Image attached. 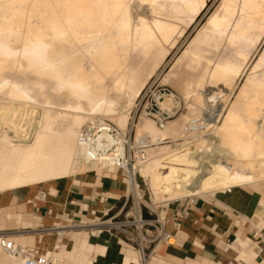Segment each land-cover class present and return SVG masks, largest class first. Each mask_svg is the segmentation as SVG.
I'll return each mask as SVG.
<instances>
[{"label":"bare ground","instance_id":"bare-ground-1","mask_svg":"<svg viewBox=\"0 0 264 264\" xmlns=\"http://www.w3.org/2000/svg\"><path fill=\"white\" fill-rule=\"evenodd\" d=\"M207 1L0 0V91L9 87L7 94L17 99L46 98L51 92L67 99L61 105L46 100L44 109L33 110L36 116L31 125L24 122L27 111H22L25 113L20 117L16 110L0 106L8 113L3 125L6 130L0 127V192L110 167L106 162L98 165L85 161L77 142L80 128L90 120L105 121V117L114 118L119 128H126L130 109L146 82L194 24ZM142 5H148L143 11L151 21L140 16L142 12L137 13ZM164 10L172 12L182 25L161 19ZM263 38L264 0H222L182 56H191V61L198 63L204 59V45L217 46L225 39L231 47L238 48L234 55L237 58L213 63L203 77L217 82L235 80ZM158 50L159 57L154 55ZM11 75L24 79L23 83L9 81ZM244 82L218 126L229 149L216 148L217 155L203 158L186 148L182 153L167 146L153 148L148 161L126 177L128 191L137 188L136 173L149 182L158 203L264 181V125L260 124L262 132L257 126L259 121L264 122V48ZM127 94L130 97L126 110L119 111L114 96ZM214 98L206 97L205 101ZM166 100L173 103L171 97L163 103ZM100 114L104 118L94 116ZM138 130L150 139L155 135L146 124ZM205 137L195 140L216 144V134L207 140ZM224 158L235 164H226ZM196 166L199 173L194 171ZM59 228L53 249H61L64 244L65 227ZM0 251L6 256L1 248Z\"/></svg>","mask_w":264,"mask_h":264},{"label":"crops","instance_id":"crops-1","mask_svg":"<svg viewBox=\"0 0 264 264\" xmlns=\"http://www.w3.org/2000/svg\"><path fill=\"white\" fill-rule=\"evenodd\" d=\"M102 169L0 192V231L37 225L32 236L12 234L11 239L48 252L56 244V228L65 227L60 252L73 264H95L89 260L91 253L101 256L98 264L137 263L136 256L109 253L117 243L95 246L91 238L83 240L75 232L86 227L82 223L113 216L126 207L125 175ZM165 220L175 244L158 245L149 264H264V241L255 236L264 227V181L175 200Z\"/></svg>","mask_w":264,"mask_h":264},{"label":"rangeland","instance_id":"rangeland-1","mask_svg":"<svg viewBox=\"0 0 264 264\" xmlns=\"http://www.w3.org/2000/svg\"><path fill=\"white\" fill-rule=\"evenodd\" d=\"M221 1L222 0L207 1L206 7L197 17L194 24L189 29H187L185 35H183L181 38L177 40V44L175 48L172 49L169 55L167 56V58L164 61H162L161 65L154 72L153 77L146 82V85L141 95L139 96L138 99L135 100L133 106L130 109V115H129L127 127L122 128V130L130 132L132 128L133 138L134 136L139 137L142 135L144 136L146 135L138 130V127L140 125L146 124L152 130H154L155 135H152L151 137L154 143L148 149L149 151H147L148 158L151 156V152H150L151 149L157 148L156 150H159L160 148L166 146L171 151H175L176 153H182L184 152L183 150H185L186 148L188 149L189 152L200 154L201 157L203 156V158L205 157L213 158L214 155H217L219 153L218 149L220 150L229 149L228 145L223 141L221 135L218 133V126H220L223 123L224 118L226 117L230 107L236 101L241 91V88L244 85L245 83L244 81H246L247 76L250 74L253 67L256 65L257 61L259 60L264 48V38L262 40V43L257 47V49L251 52L248 60L245 62L243 66L242 69L243 73L235 80L217 82V81H210L208 78L203 77L205 71L210 70V68H212L219 61L222 62L226 58L236 57L234 55H236L238 48L231 47V45H229V43L225 39L218 42L219 46L214 45L209 47V45H204L202 47L203 50L202 56L204 57V59H202L198 63L192 62L190 59L191 56L185 58H183L182 56L190 40L207 23L209 17L218 9ZM147 7L148 5L140 6V8H138L137 13L140 14L142 12L140 16H144L145 18H147L148 21H151V16L144 14L146 12L143 11ZM171 13L172 12H169L168 10H164L162 11V15H160L159 17L172 24L182 25L180 21L173 18L172 15L174 14ZM154 53H155L154 55H157L158 57L160 56L159 54H161L159 50L155 51ZM154 63H159V61H155ZM155 65H153L152 68L148 69V71L143 76L142 81L147 79L150 71L154 69ZM259 74H262V72H260ZM8 80L12 82L18 81L20 83H23L24 81V79L13 75L9 76ZM152 85H154L155 87H162L169 89L174 95L180 97L183 105V109L181 110V112L177 115V117L172 119V121L167 125V128L163 130L158 129V127L151 119L140 116V113L138 111L146 103V98L144 99V95ZM8 90L9 87H6L2 91H0V106L3 105L4 107H10L11 109L16 110L17 112H19L18 114L19 116L27 111L26 117L24 116V118L26 119L24 122L28 125L32 124L33 122L32 118L36 116V113L34 114V112L36 111L39 112L40 111L39 109H44V104L46 100H49L50 102L59 105L65 104L67 102L65 96L59 97L57 96L56 93H52V92L48 93L46 98H42L39 96L40 98L37 97L36 100L17 99L9 96L7 94ZM213 95L215 96L213 101L211 102L205 101L206 97L208 98ZM124 96H114L116 99L115 100L116 108L119 111L126 110L125 106L127 100H129L128 97L130 96L128 94ZM173 106L174 103H172L171 101L169 103L167 102V100L165 103L161 104V107L163 109H168V110H171ZM6 114H8L6 110L3 111L0 110V121L2 124L0 125L1 128L3 125L6 126V117H7ZM9 116L10 115H8V117ZM30 116L31 119H29ZM94 116L96 118H104L102 114L94 115ZM192 118H206L207 120L212 121L210 124L213 125V128L209 132L208 134L209 136L206 135L204 139L205 140L210 139V136L212 134H216L217 141L215 145L209 143V141L200 142L201 139L190 140L183 138L182 132L184 126ZM104 119L105 121L112 123L113 125L118 127L114 118L111 117L110 119V117H105ZM174 121L176 122V124L172 125V122ZM260 124L263 126L264 122L259 121L257 126H259ZM261 125L259 126L260 132L262 131L264 132V130L261 131L260 128ZM4 126H3L4 129L2 128V130L5 131L6 127ZM262 134L264 135V133ZM217 159H220V157ZM228 159L229 158L227 159L224 158V162L226 164L233 166L235 163L231 159H230L231 161H227ZM237 168L238 167L236 166V169ZM194 169L193 170L197 171V173L200 172V168H198L197 166L194 167ZM96 171L98 173H101V170H99V168H96ZM78 173H83V172H78ZM126 183L128 184L127 179H126ZM127 184H126V190L128 191ZM136 184H137V188L136 190H134L136 192L129 191L131 196L127 199L126 207L121 213H116L113 216H107L102 219H98L96 221L82 223L81 225L86 227H80L79 229H76L77 231L75 230L76 233L77 232L80 233L81 239L85 240L86 237H89L92 239L93 244L95 246H99L103 244L112 245L111 242L117 243V245H112L114 247L110 249L109 253H113L117 255L120 254L121 256H125V255L136 256L137 260L139 261L140 256L138 253V249L131 235V234L139 233V229L135 226H130V225L119 226L118 223L120 221H124L127 215H129V217H136V218H138L141 215L143 219L152 218L157 221H160L161 223H166L165 220L166 210L168 206L175 201H166V202L162 201L161 203L156 202L155 195L150 189L149 182L144 178L140 177L139 173L136 174ZM226 190L227 189L224 190L220 189L215 193L213 192L206 193V195H214L216 193H220ZM204 195L205 193L195 197L204 196ZM145 216H147L148 218H146ZM113 217H117V218L113 219ZM36 227L37 225L29 229L24 228L20 230H10L8 232L16 236H20V235L32 236L34 233H36V231H34ZM48 232L51 231H47L46 233ZM143 232L144 234H146L145 230H143ZM18 243L21 244L23 247H33V246L38 247L37 245L34 244H24L20 240L18 241ZM66 249L69 250L67 247ZM63 255L66 258V255L65 254ZM88 257L89 260L95 264H98L100 259H102L101 256L95 253L89 254ZM66 260L68 264H73V261L71 259L66 258ZM0 262H1L0 264H19L17 261H15V259L11 260L7 256L2 255L1 251H0ZM134 264H139V262Z\"/></svg>","mask_w":264,"mask_h":264},{"label":"built area","instance_id":"built-area-1","mask_svg":"<svg viewBox=\"0 0 264 264\" xmlns=\"http://www.w3.org/2000/svg\"><path fill=\"white\" fill-rule=\"evenodd\" d=\"M169 97L172 98L174 106L171 110L163 109L161 104ZM145 98L146 103L138 110L140 116L151 119L161 130L165 129L168 123L177 117L183 109L180 97L174 95L167 88L152 85L145 93ZM209 122L206 118L190 119L184 126L183 138L191 140L198 136L208 135L213 128ZM77 142L83 150V156L87 163L102 165L106 162L110 166L105 168L106 170H120L125 177H130L136 168L148 161L147 151L153 145L152 140L146 135L138 140L135 136L133 138L132 128L130 132H127L112 123L99 120L88 121L80 129ZM130 196V192L127 191L126 199ZM41 198L45 199L46 194L42 193ZM115 218L117 217H113V219ZM118 225H130L139 229V233L131 234L140 256L139 264H148L158 245L173 246L175 244V235L166 230V223L155 219H143L141 215L138 218L127 215L124 221H120ZM9 234L8 231H0V248L3 254L14 258L19 264H68L58 246L52 252L44 253L38 247H23L17 244L9 237ZM255 236L264 241V227L255 233Z\"/></svg>","mask_w":264,"mask_h":264},{"label":"trees","instance_id":"trees-1","mask_svg":"<svg viewBox=\"0 0 264 264\" xmlns=\"http://www.w3.org/2000/svg\"><path fill=\"white\" fill-rule=\"evenodd\" d=\"M146 218H148L147 216H145Z\"/></svg>","mask_w":264,"mask_h":264}]
</instances>
